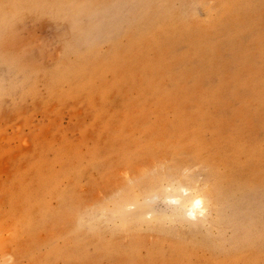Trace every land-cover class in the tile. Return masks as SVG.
Masks as SVG:
<instances>
[{"label": "rangeland", "instance_id": "1", "mask_svg": "<svg viewBox=\"0 0 264 264\" xmlns=\"http://www.w3.org/2000/svg\"><path fill=\"white\" fill-rule=\"evenodd\" d=\"M0 264H264V0H0Z\"/></svg>", "mask_w": 264, "mask_h": 264}, {"label": "bare ground", "instance_id": "2", "mask_svg": "<svg viewBox=\"0 0 264 264\" xmlns=\"http://www.w3.org/2000/svg\"><path fill=\"white\" fill-rule=\"evenodd\" d=\"M198 201V200H197ZM196 202V201H195ZM200 203V202H199ZM201 205V204H200ZM8 244V243H7Z\"/></svg>", "mask_w": 264, "mask_h": 264}]
</instances>
